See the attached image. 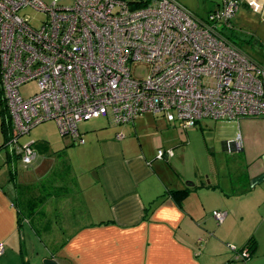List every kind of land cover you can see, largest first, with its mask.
I'll list each match as a JSON object with an SVG mask.
<instances>
[{"label":"crops","instance_id":"crops-1","mask_svg":"<svg viewBox=\"0 0 264 264\" xmlns=\"http://www.w3.org/2000/svg\"><path fill=\"white\" fill-rule=\"evenodd\" d=\"M176 1L203 19L224 0H204V13ZM238 1L260 14L261 0ZM225 121L230 130L208 143V168L188 129L151 114L79 123L82 144L60 134L56 149L26 142L36 158L20 162H36L31 172L0 153V264H264V119ZM178 190L188 191L173 198Z\"/></svg>","mask_w":264,"mask_h":264},{"label":"built area","instance_id":"built-area-1","mask_svg":"<svg viewBox=\"0 0 264 264\" xmlns=\"http://www.w3.org/2000/svg\"><path fill=\"white\" fill-rule=\"evenodd\" d=\"M240 5L224 0L202 19L176 0L134 9L123 0H0V87L15 132L6 149L30 164L32 144L17 137L47 121L82 144L77 125L100 117L122 125L159 115L183 129L203 119H264V62L225 34ZM134 62L151 66L146 79L132 77ZM29 83L36 91L24 98L19 88ZM213 217L220 224L225 214Z\"/></svg>","mask_w":264,"mask_h":264},{"label":"rangeland","instance_id":"rangeland-1","mask_svg":"<svg viewBox=\"0 0 264 264\" xmlns=\"http://www.w3.org/2000/svg\"><path fill=\"white\" fill-rule=\"evenodd\" d=\"M183 4L190 9L192 12L197 13H204V0H182ZM211 0H207L208 3H210ZM59 2L62 5H70L74 2V0H59ZM206 2V1H205ZM26 13L30 15L31 17H36L35 14L30 11L26 10ZM232 31L231 36L229 35L231 41L244 53H246L248 56H250L252 59H254L257 62H264V19L263 17L252 11L251 9L246 8L245 6H240L238 11L235 13L233 19H232ZM230 31H227V34ZM151 66L146 63H140V62H134L130 65V72L134 79L136 80H144L147 78V76L150 74ZM36 91V84L35 83H29L19 88V92L22 97L27 98L34 94ZM1 97L0 95V110L2 108L1 106ZM3 104V103H2ZM103 117H100L98 119L102 120ZM96 120V119H92ZM201 123L206 124V128L202 126V128L195 127L192 129H188L192 133L191 138V145L197 149L196 156L198 157L197 161L202 163L200 166L208 168L207 163L205 162V156L207 155V146L209 142H216L220 141V136H222L224 133H227L230 130L229 122L225 120H208L203 119L201 120ZM82 124H78L77 128L80 130L82 128ZM177 126V125H173ZM183 130V129H182ZM184 133V131H182ZM2 135L0 136V145L2 143ZM216 140V141H215ZM20 143L25 144L29 141H37L36 149L42 150V144H49L50 147L56 149L62 146V142H65L64 139H62L59 136L58 128L56 123L53 121H49L46 123H43L41 125H37L36 127L32 128L29 135L22 136L20 138ZM41 144V145H39ZM210 145V144H209ZM2 151V152H1ZM6 151L8 149H1L0 153L2 156H5ZM205 151V152H204ZM209 154V153H208ZM196 157V158H197ZM191 157H187V159H190ZM38 162L39 159H37ZM37 162V163H38ZM36 163V162H34ZM33 163V164H34ZM206 163V164H205ZM32 164V166H33ZM22 164L20 160L16 161L15 167L18 169V172H22V170H29V172L33 171V168L30 166L28 169H23ZM24 167V166H23ZM8 172V169L3 167L0 170V174H3L4 178H6V174ZM7 188V187H6ZM25 231L29 232L28 228L24 227ZM26 239V236H25ZM51 250L54 249V247H49Z\"/></svg>","mask_w":264,"mask_h":264},{"label":"trees","instance_id":"trees-1","mask_svg":"<svg viewBox=\"0 0 264 264\" xmlns=\"http://www.w3.org/2000/svg\"><path fill=\"white\" fill-rule=\"evenodd\" d=\"M125 1L130 9H134V8H139V7H143L146 5V3L148 2V0H123ZM230 34H226V36L228 37V39L231 41L229 35L231 36V31L232 30H229ZM233 42V41H231ZM2 94V91H1V87H0V95ZM3 103V104H2ZM1 110H0V131H1V134H2V143L0 145V150L1 149H6V143L15 138V132H14V127H13V124L11 122V119H10V116H9V113H8V110L6 108V105H5V100L1 97ZM17 140H18V143H20V139H18L17 137ZM7 153V158H14V159H19L18 156L10 153L9 151H6ZM9 156V157H8ZM187 191L188 190H178V191H171V196L173 198H183L186 194H187ZM254 248V241L253 240H250L249 243L247 244V249L249 250V252L251 250H253ZM247 249L245 248V250H243V252L245 254L248 253ZM252 252V251H251ZM21 264H27L25 263L24 261L21 262Z\"/></svg>","mask_w":264,"mask_h":264}]
</instances>
